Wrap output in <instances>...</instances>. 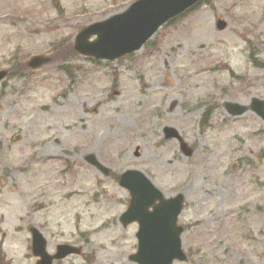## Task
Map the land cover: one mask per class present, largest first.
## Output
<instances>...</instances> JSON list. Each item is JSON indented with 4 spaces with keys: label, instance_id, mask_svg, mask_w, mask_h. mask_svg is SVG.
Here are the masks:
<instances>
[{
    "label": "rangeland",
    "instance_id": "obj_1",
    "mask_svg": "<svg viewBox=\"0 0 264 264\" xmlns=\"http://www.w3.org/2000/svg\"><path fill=\"white\" fill-rule=\"evenodd\" d=\"M131 1L0 0V264H35L32 227L51 255L81 249L54 264H135L137 225L118 220L128 170L183 197L188 261L173 264H264V123L224 110L264 102V0L200 4L115 61L74 53L81 30Z\"/></svg>",
    "mask_w": 264,
    "mask_h": 264
},
{
    "label": "water",
    "instance_id": "obj_2",
    "mask_svg": "<svg viewBox=\"0 0 264 264\" xmlns=\"http://www.w3.org/2000/svg\"><path fill=\"white\" fill-rule=\"evenodd\" d=\"M201 0H136L122 14L100 23L92 24L80 31L74 41V51L85 57L100 61H115L122 56L139 51L157 30L169 20L182 14ZM226 24L216 23L221 31ZM95 40L89 42L90 37ZM45 59L35 57L29 62L31 68L45 63ZM7 72H0V82ZM226 112L233 117L241 116L247 111L254 112L264 122V102L251 101L250 107L226 103ZM165 139H176L180 150L186 157L192 150L181 140L172 128L164 129ZM137 155V152L135 153ZM86 162L107 176L109 171L94 156H88ZM119 186L130 194L127 211L120 217L122 226L138 224L137 251L129 260L135 264H173L186 262L182 250V227L177 225L178 215L182 210L183 197L177 195L165 200L162 193L141 173L128 170L119 179ZM32 255L38 259L37 264H53L69 256H79V248L58 245L54 255L46 251V241L36 230L31 229Z\"/></svg>",
    "mask_w": 264,
    "mask_h": 264
},
{
    "label": "trees",
    "instance_id": "obj_3",
    "mask_svg": "<svg viewBox=\"0 0 264 264\" xmlns=\"http://www.w3.org/2000/svg\"><path fill=\"white\" fill-rule=\"evenodd\" d=\"M209 2H210V0H202V2H200V4L209 5ZM200 4H198V5H200ZM198 5L194 6V7L191 8V9H189L188 11H186V12L183 13V14H181V15L178 16L177 18H174V19L170 20L167 24L170 25V24H172L176 19L184 17L185 15H187L188 13H190V12H191L195 7H197ZM61 49H62V48H61ZM74 53H75V52H74ZM256 65H258L257 61H256ZM16 67H19V69L21 68L20 64H19V65H16L15 68H16ZM22 67L24 68V70H27V66H26V64H25L24 62H22Z\"/></svg>",
    "mask_w": 264,
    "mask_h": 264
}]
</instances>
